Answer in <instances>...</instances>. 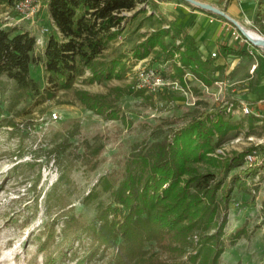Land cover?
<instances>
[{
	"label": "rangeland",
	"instance_id": "1",
	"mask_svg": "<svg viewBox=\"0 0 264 264\" xmlns=\"http://www.w3.org/2000/svg\"><path fill=\"white\" fill-rule=\"evenodd\" d=\"M14 1L0 0V24L33 34L35 54L39 56L44 48L43 38L54 29L52 22L42 4L36 3L28 13L19 14L13 10ZM145 10L135 16L131 12L124 14L127 20L121 33L103 54L119 59L117 75L120 77L90 83V73L86 72L70 90L58 91L53 99H34L16 105L11 97V82L2 78L0 264H41L43 257L37 253L36 236L44 231L45 225L54 223L57 242L61 222L54 221L62 211L90 221L97 204L107 203L110 191L122 179L133 145L152 141L153 132L166 134L179 128L193 112H206L214 117L221 113L229 120L225 140L215 153L222 159L239 162H235L226 179L234 187L223 234L224 252L218 264H264V119L256 123V119L250 120L251 114L245 115L241 109L243 106L250 109L244 95L257 83L263 67L257 66L248 78L247 68L242 70V66L231 72L217 66V72L211 75L214 81L208 86L191 74L188 78L182 77L181 83L174 77L175 69L171 73L172 61L164 64V52L158 47L144 58L137 55L142 52V43L161 27L151 7ZM148 15L153 18H147ZM218 19L238 31L229 21ZM45 28L48 30L44 34ZM244 28L264 38V25ZM229 39L236 48L249 52V60H253L255 51L264 53V48L253 46L242 35L239 40L230 35ZM164 41L169 42L167 37ZM214 53L215 57L209 56L215 60L222 56L223 49ZM153 64L162 66V70L158 69L167 78V84L155 94L143 91L137 95L132 88L135 72L139 67ZM31 76L41 87L44 85L42 64L31 66ZM78 90L115 98L113 116L86 109L75 96ZM52 114H56V119ZM247 155L255 156L251 163L247 162ZM53 189L57 191L53 193L55 197L62 200L61 212L49 210L54 204L48 199ZM87 195L91 196L85 201ZM238 229H243L244 234L233 244L232 235ZM55 249L56 245L51 246V250ZM78 249L79 254L82 248ZM70 252L64 246L59 264H72ZM106 262L107 257L96 256L90 264Z\"/></svg>",
	"mask_w": 264,
	"mask_h": 264
},
{
	"label": "trees",
	"instance_id": "2",
	"mask_svg": "<svg viewBox=\"0 0 264 264\" xmlns=\"http://www.w3.org/2000/svg\"><path fill=\"white\" fill-rule=\"evenodd\" d=\"M35 1L46 6L54 27L41 55L35 54L33 34L0 24V83L2 78L11 82L15 105L53 99L58 91L70 90L86 72L90 73V83L120 77L119 59L103 54L121 33L126 12L135 16L145 13L147 7L154 9L150 0ZM158 20L161 27L142 43L138 57L148 56L157 47L164 52V60L177 54L180 66H175L174 77L182 83L187 68L195 79L210 85L212 72L217 70L211 66L214 59H201L186 33L172 22L162 27L164 20ZM263 21L264 0H258L255 26L263 27ZM166 37L169 42L165 44ZM223 50L233 51L228 47ZM234 54L247 55L246 51ZM36 63L43 67L42 87L31 76V66ZM142 92L136 90L137 95ZM75 96L96 114H114L112 103L116 99L107 94L78 90ZM191 114L179 128L166 134L153 132L152 141L133 145L122 179L110 191V200L97 204L90 221L61 210L54 221L61 222L57 242L54 223L45 225L36 236L41 264H59L64 246L71 251L72 264H90L96 256L107 257L106 264H218L224 252L223 234L234 187L226 179L239 162L215 153L225 140L229 120L221 113L215 117L206 112ZM55 192L53 189L48 197L54 204L47 206L61 212L62 200ZM243 234V229L236 230L231 242ZM53 245L55 251L51 250ZM78 247L82 248L79 254Z\"/></svg>",
	"mask_w": 264,
	"mask_h": 264
},
{
	"label": "crops",
	"instance_id": "3",
	"mask_svg": "<svg viewBox=\"0 0 264 264\" xmlns=\"http://www.w3.org/2000/svg\"><path fill=\"white\" fill-rule=\"evenodd\" d=\"M196 1L206 3L222 10L228 17L236 21L237 24L243 28L245 26L255 27L254 16L257 12L258 0ZM151 4L154 6V9L151 8L154 15L164 20L162 25L168 26L167 23L172 22L175 27L180 28L193 40L198 48L197 53L201 59H205L211 53L223 49V47L233 49L231 52L223 50L222 56L213 60L211 65L213 68L223 66L225 70L227 69L228 72H231L239 70L240 66H242V70H246L245 68H247V76L248 78H251L257 66L263 67V72L259 74V80L257 83L249 88L248 92L244 95V98L251 109V115L256 118V123H260L261 120L264 119V53L255 51L252 55L253 60H249L250 57H247V55L234 54L236 51H246L243 48L238 49L232 44V42L230 43L229 35L231 36V32L234 28L225 21L218 19L222 17H214L213 13H210L209 11L202 10L180 0H152ZM42 6L47 10L46 6ZM43 39H45V44L47 38ZM174 57L173 59H170L172 61V64L170 65L171 73H173L175 66H180V63L177 59H174ZM170 60H166L164 64H167ZM151 66L161 68L162 70L161 65L153 64ZM189 74H191L189 70L184 68L185 77H183L188 78Z\"/></svg>",
	"mask_w": 264,
	"mask_h": 264
},
{
	"label": "built area",
	"instance_id": "4",
	"mask_svg": "<svg viewBox=\"0 0 264 264\" xmlns=\"http://www.w3.org/2000/svg\"><path fill=\"white\" fill-rule=\"evenodd\" d=\"M36 3L38 2L35 0H15L13 2V9L19 14H26L33 9ZM42 32L45 34L47 29H43ZM231 36L235 40H239L241 37L239 32L234 29L231 32ZM176 44H179V41H177ZM175 56H177V54H175ZM211 56L215 57L216 53H211ZM167 81V78L163 77L158 68L154 66L139 67L135 72V83L133 84L132 88L135 90H141L155 94L159 92L162 87L165 86V84H167ZM241 109L245 115L251 114V110L247 106H243ZM52 117L56 119V114H52ZM246 158L247 162L251 163L255 156L247 155Z\"/></svg>",
	"mask_w": 264,
	"mask_h": 264
},
{
	"label": "water",
	"instance_id": "5",
	"mask_svg": "<svg viewBox=\"0 0 264 264\" xmlns=\"http://www.w3.org/2000/svg\"><path fill=\"white\" fill-rule=\"evenodd\" d=\"M180 1H183V2H186L188 4H191L195 7H198L202 10H206V11H209L210 13H213L219 17H222L224 18L225 20L229 21L230 23H232L237 29L238 31L240 32V34L249 42L251 43L253 46H257V47H262L264 48V38L261 37V41L260 42H255L253 40H251L249 38V36L245 33L243 27H241L240 25L237 24L236 21H234L233 19H231L230 17H228L225 12H223L222 10L220 9H217L211 5H208L206 3H202V2H199V1H196V0H180Z\"/></svg>",
	"mask_w": 264,
	"mask_h": 264
},
{
	"label": "bare ground",
	"instance_id": "6",
	"mask_svg": "<svg viewBox=\"0 0 264 264\" xmlns=\"http://www.w3.org/2000/svg\"><path fill=\"white\" fill-rule=\"evenodd\" d=\"M245 33L249 36V38L255 42H260L261 41V35L251 31V30H248L246 28H243Z\"/></svg>",
	"mask_w": 264,
	"mask_h": 264
}]
</instances>
